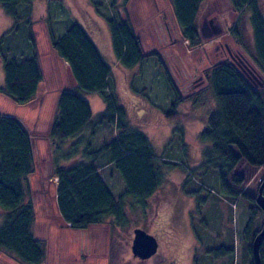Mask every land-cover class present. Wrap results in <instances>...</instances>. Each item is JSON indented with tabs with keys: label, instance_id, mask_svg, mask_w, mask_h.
<instances>
[{
	"label": "trees",
	"instance_id": "1",
	"mask_svg": "<svg viewBox=\"0 0 264 264\" xmlns=\"http://www.w3.org/2000/svg\"><path fill=\"white\" fill-rule=\"evenodd\" d=\"M32 1L0 0L5 14L13 19L11 29L0 36V60L4 73L0 94L16 105L32 101L44 78L30 18ZM168 1L180 38L191 48L198 46L201 38L197 18L206 0ZM227 1L236 13L249 12L252 52L236 25L229 34L236 44L246 48L264 76L262 0ZM56 2L64 8L60 0ZM48 15L44 23L50 47L66 64L73 79V85L58 93L48 129L54 154L51 156L53 175L57 179V211L68 227L75 230L105 223L122 226L126 223L125 196L132 197V207L136 205L145 209L148 198L161 186L167 167L185 166L167 155L156 154L147 135L130 126L127 111L115 92L110 67L84 28L72 20L65 31L57 35L50 12ZM105 21L119 65L131 69L153 58L161 70L173 95L171 108L164 111V115L176 122L168 146L175 141H184V126L177 121L178 105L191 98L192 103L196 102V97L204 89L214 99L215 107L205 117V127L197 137L201 144L208 145L202 150L198 167L205 168L202 175L216 174L219 196L230 202L246 199L248 218L242 231L243 260L246 264H253L252 241L262 228L263 215L255 202L258 190L247 194L244 188L252 173L264 168V87H255L234 63L224 59L205 70L202 89L183 97L159 53L144 51L126 12L123 17L116 14ZM24 48H28V54L24 53ZM87 93H96L100 97L104 104L102 111L92 115L89 103L84 99ZM103 124L112 126L114 136L94 146L84 133H93ZM70 138L76 140L68 152L61 154L62 160L70 163L61 166L56 153ZM110 164L124 183L125 191L121 195L114 194L102 179L104 167ZM33 169L34 152L29 132L17 118L0 115V214H3L0 252L19 264H42L46 255L44 243L33 235L32 202L26 201L29 195L27 179ZM186 172L183 185L195 182L192 174ZM198 183L189 190L184 189L186 195L196 200V210L200 203L206 202V198L199 197L206 189L201 182ZM209 195L212 192L207 191L205 197ZM192 228L197 234L196 227L192 225ZM208 253L215 261L232 256L233 248L214 247ZM259 257L260 264H264V239L259 247Z\"/></svg>",
	"mask_w": 264,
	"mask_h": 264
},
{
	"label": "rangeland",
	"instance_id": "2",
	"mask_svg": "<svg viewBox=\"0 0 264 264\" xmlns=\"http://www.w3.org/2000/svg\"><path fill=\"white\" fill-rule=\"evenodd\" d=\"M56 1L45 0L47 5L50 3V16L54 13L52 21L56 34L61 35L74 16H77L79 24H84L110 67L115 92L127 111L130 126L147 135L156 154L167 155L185 166L167 167L165 171V183L161 186L164 193L174 196L172 199L176 206L171 213L165 206L158 209L153 226L154 234L149 232L151 227L146 224L148 219L144 223L146 217L142 211L140 213L144 218L140 216L138 228L153 235L158 242L156 254L150 257L157 258L154 264H246L243 260L242 231L248 218L247 201L242 198L230 202L219 196L216 193V174L210 172L202 175L205 168L198 167L202 161V150L208 145L201 144L197 137L205 127V117L215 107L214 99L209 91L204 89L196 97V102L192 103L191 98L178 105L177 121L184 126V141H175L168 146L176 122L161 114L169 110L173 102V95L161 70L153 58H148L131 69L117 64L105 21L107 17L114 18L116 14L123 17L126 12L144 51L155 50L159 53L184 97L202 89L205 86V70L224 59L234 63L241 72L248 71L251 79L264 84V76L249 52L242 44H236L229 34L231 28L236 25L246 43H249V51L252 52L249 41L251 28L246 15L231 10L227 0H208L210 2L205 10L206 14L200 20L205 34L202 28H199L200 44L191 48L179 36L168 0H60L63 9ZM88 1L91 2L90 5ZM125 1L127 3L124 9ZM41 2L42 0H38L35 6L39 7ZM262 4L264 11V2ZM234 14L237 16L236 20ZM3 15L0 7V36L11 29L12 23L7 22H13ZM5 19L8 21H4ZM234 20L236 24L232 23ZM41 22H36L38 26L34 36L37 39V50L44 53L49 45L44 28H39L43 25ZM27 53L26 50L25 54ZM42 63L45 81L43 78L37 100L23 107L10 102L3 95L1 99L7 101H0V114L14 113V117L29 131L32 143L34 142V169L27 179L29 195L26 201L32 202L34 210L33 235L45 245L46 255L42 264H128L121 256L126 254L127 246L131 243L132 225L109 228L108 223H105L76 231L66 225L57 211V181L53 175L51 158L53 148L47 132L53 118L57 92L63 87L67 89L66 86L69 87L73 83L66 64L63 65L51 53L45 54ZM1 74L3 73L0 62V87L3 86ZM257 87L263 88L264 85ZM84 97L91 103L92 109L97 111L94 102H101L100 97L96 93H87ZM103 128L110 137L112 126L103 124L101 129ZM56 155L58 156V153ZM58 163L67 166L70 162L64 163L59 159ZM186 171L192 174L195 182L183 185L187 177ZM106 172L104 178L113 173L112 183L116 181L124 188L122 178L114 167ZM180 179L184 180L180 182ZM263 180L264 168H260L252 173L244 188L245 192L254 194ZM104 181L117 194L107 180ZM198 182L206 189L199 196L206 198V202L200 203L199 209L196 210V200L186 195L184 189L189 190L199 184ZM207 191L212 192V195L205 197ZM152 208L151 205L148 207L151 211ZM2 218L3 214H0V223ZM192 225L196 227L197 234L194 233ZM220 246L232 247L233 254L214 261L208 252ZM16 263L19 264L0 252V264Z\"/></svg>",
	"mask_w": 264,
	"mask_h": 264
},
{
	"label": "crops",
	"instance_id": "3",
	"mask_svg": "<svg viewBox=\"0 0 264 264\" xmlns=\"http://www.w3.org/2000/svg\"><path fill=\"white\" fill-rule=\"evenodd\" d=\"M37 2H38V0H33L32 1V4H31V16H30V18H31V21L33 22V25H32V28H33V32H34V35H35V33H36V27L38 26L37 25V21H39V20H41L42 22V27H40L39 26V28H40V30H41V28H44V31H45V35H46V37H47V42H48V45H49V48H46V50H45V52L44 53H42V52H40L39 50H38V56H39V59H40V64H41V68H42V71L44 72V70H43V63H42V61H43V57L45 56V54H52L56 59H58L59 61H61L57 56H56V54L54 53V51L52 50V48L50 47V44H49V40H48V35H47V30H46V26H45V23H44V19H46V17L47 16H49L48 15V13L49 12H47V10H48V5H47V3H45V0H42V2L40 3V6L38 7V6H35L36 4H37ZM89 2V5L91 4V2L90 1H88ZM210 1H205L203 4H202V6H201V8H200V11H199V13H198V18H197V23H198V28H202L201 26H200V20H201V18H202V16L204 15V14H206V8H207V6H208V3H209ZM264 2V0H262V3ZM228 5H229V3H228ZM230 6V5H229ZM0 7H1V5H0ZM67 9V8H66ZM229 11V10H228ZM1 13L3 14L4 13V15L7 17V18H10V19H12L11 17H9L8 15H6L5 14V12H4V10L2 9V7H1ZM229 13L230 14H233L231 11H229ZM248 13V12H247ZM247 13L246 12H243L241 15H246V17H247V20L249 21V13H248V15H247ZM53 14L54 13H52L51 14V17L53 16ZM3 15V16H4ZM77 17V16H76ZM76 17L74 16V19H72L73 21H76V22H78V20L79 19H76ZM237 16L234 14V19L236 18ZM53 18V17H52ZM54 19V18H53ZM13 20V19H12ZM236 20V19H235ZM234 20V22H232V23H235L236 21ZM4 21H8V20H4ZM7 23H9V24H11L12 23V25H13V22L11 21V22H7ZM79 23V22H78ZM82 23V22H81ZM236 24V23H235ZM250 24V23H249ZM82 27L84 28V30L87 32V34L89 35V37L91 38V40L93 41V43L94 44H96L94 41L95 40H93V38H92V36L90 35V33L87 31V29H86V27L84 26V24L82 23ZM251 28V27H250ZM107 29H108V27H107ZM202 31L204 32V34H205V31H204V26H203V28H202ZM42 33V32H41ZM108 33H109V31H108ZM109 37H110V34H109ZM251 38H250V45L252 44V32H251V36H250ZM35 40H36V43H37V39H36V37H35ZM110 43H111V41H110ZM249 44V43H248ZM96 47L98 48V50H99V52H100V54H102V52H101V50L99 49V46H97V44H96ZM111 49H112V47H111ZM26 50L28 51V53H29V50L27 49V48H24L23 49V51H24V53H26ZM27 53V54H28ZM112 53H113V51H112ZM114 55V54H113ZM115 57V56H114ZM116 59V58H115ZM0 62H1V60H0ZM61 63L63 64V65H65V63L64 62H62L61 61ZM116 63L117 64H119L118 62H117V60H116ZM1 66H2V62H1ZM68 69V68H67ZM69 70V69H68ZM110 72H111V70H110ZM2 73H3V69H2ZM69 73H70V71H69ZM70 78H71V75H70ZM1 79L3 80V83H4V73L3 74H1ZM44 81H45V74H44ZM44 81H42V83L39 85V87H38V91H37V95H36V97L32 100V101H30L29 103H27V104H25V105H21L22 107L23 106H26V105H28V104H31L32 102H34L35 100H37V98L39 97V91H40V89H41V87H42V85H43V82ZM71 82L73 83V79L71 78ZM73 85V84H72ZM2 87V86H1ZM0 87V88H1ZM67 88H68V86H66ZM63 89H65L64 87L63 88H61L58 92H57V94H56V98H55V101H54V108H53V112H52V115H53V113H54V110H55V105H56V99H57V96H58V93L61 91V90H63ZM85 98V97H84ZM7 99V98H6ZM6 99H3L4 101H7ZM2 99H1V94H0V101H3ZM9 100V99H8ZM10 101V100H9ZM10 102H12V101H10ZM13 103V102H12ZM88 103H89V106H90V109H91V112H92V115H95V114H97L98 112H100V111H102L103 110V108H104V104H103V102H102V100H101V102H94V105H95V108H96V110L97 111H94L93 109H92V107H91V103L88 101ZM97 112V113H96ZM161 112V111H160ZM95 113V114H94ZM161 114H162V116L164 115V113L163 112H161ZM0 115H3V114H0ZM5 115H7V116H16V115H14V113H11V114H5ZM164 117V116H163ZM52 118V117H51ZM100 129V130H99ZM110 129V128H109ZM28 131V130H27ZM29 132V131H28ZM48 133V132H47ZM114 133H115V130L114 129H112V132H111V136L110 137H108L106 134H107V131H106V129L105 128H103V129H101V126H99V127H97L94 131H93V133H90V131H87V132H85L84 133V137L86 138V139H88V140H90L91 141V143H92V145H97V144H99V143H101V142H103V141H107L109 138H111V137H113L114 136ZM30 134V133H29ZM76 140V138H70V139H68V140H66V141H64L63 143H62V145H61V149L57 152L58 153V158L61 160V161H63L64 163H66L67 161H64V160H62V157H61V154L63 153H66V152H68V149H69V147H70V145L74 142ZM84 145V144H83ZM33 150H34V153H35V146H34V142H33ZM109 168H113V165L112 164H110V165H106L105 167H104V169H103V172H102V177L104 176V174H107V172H106V170L107 169H109ZM56 178V177H55ZM104 178V177H103ZM102 178V179H103ZM104 180H107V182L110 184V186L115 190V192L117 193L116 195H121L124 191H125V187L123 188L122 186L120 187V185H119V183L118 182H113L112 183V181H113V173L112 174H108V176L106 177V178H104ZM122 180V179H121ZM184 179H180L179 181L181 182V181H183ZM56 181H57V179H56ZM166 181H168V180H166ZM105 182V181H104ZM184 182V181H183ZM165 183V182H164ZM163 182H162V186H163V184H164ZM180 184V183H179ZM183 184V183H182ZM124 185V184H123ZM162 186H160L159 187V189L157 190V192L156 193H154L150 198H148V200H147V204H146V208L145 209H141L140 207H137L136 205L135 206H133L132 207V203H133V200H132V197H130V196H125V207H124V212H125V216H126V223L124 224V225H122V226H116V225H109L108 224V226H109V228H111V227H114V228H123V227H126V226H130L131 227V225H132V227L130 228L131 229V233H132V238H133V232H134V229H136V228H138V224H139V221L141 220V218H140V216H144L145 215V217H146V219H145V221H144V223H146L147 221V226L148 225H150V227H151V229H150V233L151 234H154V232H153V226H154V223H155V221L154 220H156V214H157V211H158V209L160 208V207H162V206H165V207H167L168 209V211L171 213L172 211L171 210H173L174 208H175V206H176V204H175V201L172 199L174 196L172 195V194H170V193H167V192H163V190H164V188L162 187ZM111 189V188H110ZM111 191H112V189H111ZM113 192V191H112ZM114 193V192H113ZM115 194V193H114ZM185 195V194H184ZM191 198H192V196H190ZM152 206L153 208H152V211H151V209L149 210L148 209V207L149 206ZM141 211L143 212V214H140L141 213ZM151 211V212H150ZM169 213V214H170ZM140 214V215H139ZM144 218V217H143ZM148 219V220H147ZM147 220V221H146ZM130 223H132V224H130ZM67 225V224H66ZM100 225H103V224H100ZM100 225H98V226H100ZM68 226V225H67ZM92 226H94V225H92ZM134 227V228H133ZM142 229V228H141ZM77 231V230H76ZM132 238H131V243H130V245L129 246H127V252H126V254L124 255V256H121V259L122 260H124L126 263H128V264H154L155 262H157V258H147V259H149V260H147V259H140V258H138V257H136L133 253H132V249H131V246H132ZM157 240V239H156ZM158 243V242H157ZM155 255V254H154ZM152 257V256H151ZM17 264V263H16Z\"/></svg>",
	"mask_w": 264,
	"mask_h": 264
},
{
	"label": "water",
	"instance_id": "4",
	"mask_svg": "<svg viewBox=\"0 0 264 264\" xmlns=\"http://www.w3.org/2000/svg\"><path fill=\"white\" fill-rule=\"evenodd\" d=\"M218 30L215 32L217 33ZM248 80L254 85V86H262L263 83L259 82L258 80L251 79L248 75H246ZM264 180L261 182V184L258 187V193L255 197V202L259 206V208L262 210L263 215V224L260 231L255 235L252 241V254H253V264H260V257H259V247L264 239ZM133 238H132V253L140 258V259H147L154 254H156L158 249V243L156 238L147 233L145 230L141 228L134 229L133 232Z\"/></svg>",
	"mask_w": 264,
	"mask_h": 264
},
{
	"label": "bare ground",
	"instance_id": "5",
	"mask_svg": "<svg viewBox=\"0 0 264 264\" xmlns=\"http://www.w3.org/2000/svg\"><path fill=\"white\" fill-rule=\"evenodd\" d=\"M243 72V71H242ZM243 74L246 76V75H248L249 73H248V71H244L243 72ZM249 76V75H248ZM247 77V76H246ZM255 87H257V86H255ZM258 88V87H257Z\"/></svg>",
	"mask_w": 264,
	"mask_h": 264
}]
</instances>
